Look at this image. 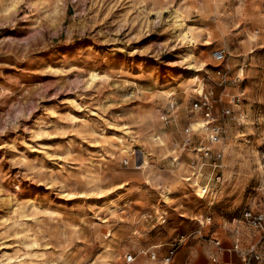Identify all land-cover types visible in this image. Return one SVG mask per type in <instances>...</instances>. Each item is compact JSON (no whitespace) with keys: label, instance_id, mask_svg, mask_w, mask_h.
<instances>
[{"label":"rangeland","instance_id":"1","mask_svg":"<svg viewBox=\"0 0 264 264\" xmlns=\"http://www.w3.org/2000/svg\"><path fill=\"white\" fill-rule=\"evenodd\" d=\"M263 146L264 0H0V264H242Z\"/></svg>","mask_w":264,"mask_h":264},{"label":"built area","instance_id":"2","mask_svg":"<svg viewBox=\"0 0 264 264\" xmlns=\"http://www.w3.org/2000/svg\"><path fill=\"white\" fill-rule=\"evenodd\" d=\"M226 55L227 54L224 49H216L212 52L211 58L215 63L221 64L225 61ZM215 74L220 79V84L226 82L227 74L224 71L217 68L215 70ZM211 94V92L207 94L203 90L202 94H199V99L193 104L194 111H200L205 120L203 125L206 129V133L204 134L206 145L202 146L200 150L204 153L205 156H208L210 154V157H212L211 154H214L211 153L210 146L220 144L222 142L225 119H227V117L231 114V111L226 109L223 111L220 118L222 122L219 123L218 121H215L217 118H214L212 113V104L210 101ZM232 100L234 102L233 104H235L236 106L240 102V99L236 96H233ZM214 156V168H220V171L215 170L212 176L208 179V183L205 184V186L200 187L201 190L206 193L205 195L207 196V198L213 200L216 199L220 191V186L223 183V175L221 172L222 166L217 163L222 160L223 155L221 152L217 151V154ZM254 190L258 193L264 194V146L263 149H261L258 162V185ZM210 221L211 218L208 217L205 222H199V225L202 228L205 226V224H209ZM238 221L254 234L255 239L248 245L241 246L239 233L235 231L236 240L233 250L240 258L242 264H264V201L262 200V198L258 199L257 202H254V205L252 206L243 207L239 212ZM213 243L217 247H220L221 245L219 240H214ZM173 252L174 251L171 250L170 254H172ZM131 259L132 258H130V260ZM211 263L221 264L215 256L211 257Z\"/></svg>","mask_w":264,"mask_h":264},{"label":"crops","instance_id":"3","mask_svg":"<svg viewBox=\"0 0 264 264\" xmlns=\"http://www.w3.org/2000/svg\"><path fill=\"white\" fill-rule=\"evenodd\" d=\"M260 198H262V200L264 201V194H261L259 196V199ZM245 229H246L245 232H242V234H239V236H240L239 239L241 241V243H240L241 246H246V245H248L250 242H252L255 239L254 238V234L247 227H245ZM214 240H217V239H214ZM220 244H221V241H220ZM218 249H219V247H217V246H215V248L209 246V247L203 248V250L200 253H203V254H206V255L214 254L213 256H215L220 261L221 264H224V258L222 257V252H220ZM210 264H212L211 263V257H210ZM227 264H235V262H234V260L232 259L231 256H229V261H228Z\"/></svg>","mask_w":264,"mask_h":264},{"label":"bare ground","instance_id":"4","mask_svg":"<svg viewBox=\"0 0 264 264\" xmlns=\"http://www.w3.org/2000/svg\"><path fill=\"white\" fill-rule=\"evenodd\" d=\"M174 14H175V18L176 19H178V18H180V12L178 11V10H175V12H174ZM175 27H177V24L175 25ZM186 60H187V62H190V60H191V57L190 56H188L187 58H186ZM192 65L191 64H188V70H192ZM164 199L165 200H169V196H168V194H166L165 196H164ZM115 200L116 199H113V198H109V199H107V201H106V206L107 207H110V206H115Z\"/></svg>","mask_w":264,"mask_h":264}]
</instances>
